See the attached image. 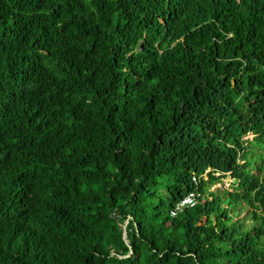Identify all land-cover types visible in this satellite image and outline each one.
Returning <instances> with one entry per match:
<instances>
[{"label": "trees", "instance_id": "trees-1", "mask_svg": "<svg viewBox=\"0 0 264 264\" xmlns=\"http://www.w3.org/2000/svg\"><path fill=\"white\" fill-rule=\"evenodd\" d=\"M0 264H264V0H0Z\"/></svg>", "mask_w": 264, "mask_h": 264}, {"label": "rangeland", "instance_id": "rangeland-1", "mask_svg": "<svg viewBox=\"0 0 264 264\" xmlns=\"http://www.w3.org/2000/svg\"><path fill=\"white\" fill-rule=\"evenodd\" d=\"M252 134H247L244 138L248 139V141L252 140ZM207 171V170H206ZM204 178H207L206 174H204ZM232 177L229 173H227L224 177H221L220 180L214 182L209 185L208 191H216L222 192L223 190H231L232 189ZM247 213L246 208H241L239 214L236 218H242Z\"/></svg>", "mask_w": 264, "mask_h": 264}, {"label": "built area", "instance_id": "built-area-1", "mask_svg": "<svg viewBox=\"0 0 264 264\" xmlns=\"http://www.w3.org/2000/svg\"><path fill=\"white\" fill-rule=\"evenodd\" d=\"M196 202V196L194 192H189L186 196L181 198L175 206L170 210V215H175L177 211L182 210L187 206H192Z\"/></svg>", "mask_w": 264, "mask_h": 264}, {"label": "water", "instance_id": "water-1", "mask_svg": "<svg viewBox=\"0 0 264 264\" xmlns=\"http://www.w3.org/2000/svg\"><path fill=\"white\" fill-rule=\"evenodd\" d=\"M128 222V218L124 221L123 225H122V238L123 240L127 243V238H126V231H125V227H126V224ZM131 253V248L129 250V253L127 255H129ZM114 256H117L115 254H113ZM127 255H124V256H127Z\"/></svg>", "mask_w": 264, "mask_h": 264}]
</instances>
